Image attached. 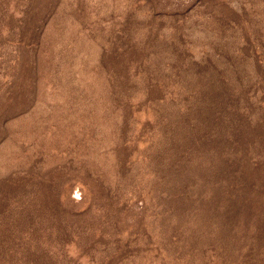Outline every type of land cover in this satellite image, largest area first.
<instances>
[{"label": "rangeland", "instance_id": "obj_1", "mask_svg": "<svg viewBox=\"0 0 264 264\" xmlns=\"http://www.w3.org/2000/svg\"><path fill=\"white\" fill-rule=\"evenodd\" d=\"M0 264H264V0H0Z\"/></svg>", "mask_w": 264, "mask_h": 264}]
</instances>
